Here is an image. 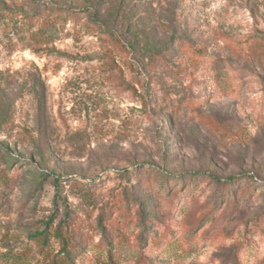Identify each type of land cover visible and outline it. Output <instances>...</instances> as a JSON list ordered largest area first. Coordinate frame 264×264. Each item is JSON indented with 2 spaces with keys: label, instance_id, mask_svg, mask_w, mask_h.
<instances>
[{
  "label": "rangeland",
  "instance_id": "1",
  "mask_svg": "<svg viewBox=\"0 0 264 264\" xmlns=\"http://www.w3.org/2000/svg\"><path fill=\"white\" fill-rule=\"evenodd\" d=\"M0 264H264V0H0Z\"/></svg>",
  "mask_w": 264,
  "mask_h": 264
},
{
  "label": "trees",
  "instance_id": "2",
  "mask_svg": "<svg viewBox=\"0 0 264 264\" xmlns=\"http://www.w3.org/2000/svg\"><path fill=\"white\" fill-rule=\"evenodd\" d=\"M234 178H235L234 176H229L227 180H228V181H231V180H233Z\"/></svg>",
  "mask_w": 264,
  "mask_h": 264
}]
</instances>
